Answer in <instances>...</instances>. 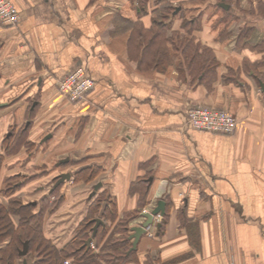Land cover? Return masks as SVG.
I'll return each mask as SVG.
<instances>
[{
  "label": "crops",
  "instance_id": "crops-1",
  "mask_svg": "<svg viewBox=\"0 0 264 264\" xmlns=\"http://www.w3.org/2000/svg\"><path fill=\"white\" fill-rule=\"evenodd\" d=\"M10 2L20 21L0 25V204L8 206L9 180L20 186L32 177L14 196L31 197L41 210L45 181L69 174L61 202L42 222L57 250L101 193L115 203L116 221L136 213L129 229L164 203L161 232L152 225L124 264H264V0H223L227 9L212 0ZM167 2H178L181 12L167 19ZM185 19H198L199 27L182 30ZM166 20L155 40L160 49L152 51L161 64L153 68L139 47ZM172 35L208 48L213 71L195 81L181 76ZM76 67L94 87L71 104L57 83ZM197 106L231 113L235 131L189 128L186 113ZM88 167L100 172L75 183ZM11 221L18 225L17 217ZM105 225L101 219L97 231ZM91 246L96 255L94 238ZM33 263L30 254L14 262Z\"/></svg>",
  "mask_w": 264,
  "mask_h": 264
},
{
  "label": "trees",
  "instance_id": "trees-1",
  "mask_svg": "<svg viewBox=\"0 0 264 264\" xmlns=\"http://www.w3.org/2000/svg\"><path fill=\"white\" fill-rule=\"evenodd\" d=\"M212 1L219 9V1ZM164 7L169 14L167 19L171 15L177 16L182 10V7H172L168 2L164 3ZM197 21L198 19H193L192 21L185 19L181 24V29L188 31L197 28L199 27ZM167 27H169L167 20L164 23L155 22L153 24L154 34L151 40L140 44L139 50L142 48L141 61L146 55L153 57V68L161 64V59L154 52L156 53L157 49H160L159 45L162 43L161 41L157 43L158 41L156 42L155 40L160 37L159 35L165 29L167 30ZM134 28L137 32H141L139 25L135 24ZM194 43V39L180 37L179 35H172L168 39L170 49L179 54L182 61L178 65V72L181 76H187L193 81L201 74H208L213 71L214 68V58L211 51ZM152 51L154 52L152 53ZM159 55L162 58L165 57L162 51H159ZM99 172L100 168L98 167L82 169L75 173L74 182L88 184ZM58 179L59 177L48 183V188L50 189L48 197L41 200L42 209L36 212V206L32 205L31 201L22 202L14 199L16 198L14 194L33 181L34 178L25 177L23 182L21 180L23 184L21 183L20 186L16 185L19 181H12V179L6 183L4 194L9 197L8 206L3 207L0 204V264H14L15 260L20 258L19 252L25 243L28 244L27 255H31L34 261L33 264H62L65 260H69L71 264H101V262L104 264H124L128 262L133 254V251H130L131 242L128 239L129 235H127L129 231L128 223L136 216V213L126 215L122 220L116 221V205L113 201L110 202L106 194L95 193L93 195L94 198L92 197L93 199L89 200V205L74 230L71 239L60 250H57L53 243L45 238L42 231L45 212L47 210V212H53L57 204L61 202V196H57V193L62 184L55 187ZM51 197L57 198L56 203H48ZM11 216L18 218L17 226L13 225ZM96 219H102L106 225L95 234L94 241L99 248V252L93 255L90 249L86 251L81 249V247L84 241L91 236ZM107 226H112V230H109ZM161 230L162 227L159 225L158 232L160 233Z\"/></svg>",
  "mask_w": 264,
  "mask_h": 264
},
{
  "label": "built area",
  "instance_id": "built-area-1",
  "mask_svg": "<svg viewBox=\"0 0 264 264\" xmlns=\"http://www.w3.org/2000/svg\"><path fill=\"white\" fill-rule=\"evenodd\" d=\"M173 6L177 7L178 2H174ZM19 21V12L10 0H0V25L14 27L19 24ZM93 87V81L86 76L84 69L81 67L74 68L57 83L58 92L71 104L84 102ZM186 125L198 131L231 135L237 126V120L225 110L197 106L187 111ZM159 222L160 218L155 216L152 225ZM152 225L146 229L149 236L152 235ZM91 248L94 249L92 246ZM62 264L71 263L69 260H65ZM230 264L235 263L232 261Z\"/></svg>",
  "mask_w": 264,
  "mask_h": 264
},
{
  "label": "water",
  "instance_id": "water-1",
  "mask_svg": "<svg viewBox=\"0 0 264 264\" xmlns=\"http://www.w3.org/2000/svg\"><path fill=\"white\" fill-rule=\"evenodd\" d=\"M219 7L223 8V9H227V7L224 6V4H223V0H221ZM66 162H67V160L61 161L60 164H64ZM69 180H70L69 174L61 175L59 177L58 181L56 182L55 187L58 186L59 184L64 183V182H68ZM100 187H101V185H97L94 188V191L96 192ZM163 214H164V203H163V201H159L157 203L156 207L150 213H142V217L145 219V221L140 226L132 227L129 229L131 234L128 236V239L132 241L130 251L135 250L136 245H137L140 237L146 233V229L152 224L153 218L155 216H158L159 218H161L163 216ZM99 225H101V220L96 219L94 227L92 229V234L88 239H86L84 241L81 249H85L86 251L90 249V244H91L93 238L95 237V234L97 232V228ZM159 225H160L159 223L156 225V229L159 228ZM27 252H28V244L25 243L23 245L22 250L19 252V257L25 258L27 255Z\"/></svg>",
  "mask_w": 264,
  "mask_h": 264
},
{
  "label": "rangeland",
  "instance_id": "rangeland-1",
  "mask_svg": "<svg viewBox=\"0 0 264 264\" xmlns=\"http://www.w3.org/2000/svg\"><path fill=\"white\" fill-rule=\"evenodd\" d=\"M178 5H180V4H178ZM10 150H11V152H14V151H16L17 150V147H16V145L15 146H13V147H11L10 148ZM43 169H45V168H43ZM46 176V175H45ZM45 178V177H44ZM48 181V182H47ZM22 182H23V180H22ZM47 184L50 182L49 180H46L45 181ZM31 188V187H30ZM27 190H30V189H27L26 188V191ZM59 194H57V196H58ZM15 200H17V201H22V202H27V201H31L32 200V198L31 197H23L22 195L21 196H18V197H16V198H14ZM57 199V198H56ZM55 199V197L53 198V200H49L48 201V203H56V200Z\"/></svg>",
  "mask_w": 264,
  "mask_h": 264
}]
</instances>
